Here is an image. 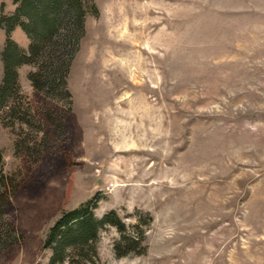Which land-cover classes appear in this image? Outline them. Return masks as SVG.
I'll return each instance as SVG.
<instances>
[{
    "label": "rangeland",
    "instance_id": "rangeland-1",
    "mask_svg": "<svg viewBox=\"0 0 264 264\" xmlns=\"http://www.w3.org/2000/svg\"><path fill=\"white\" fill-rule=\"evenodd\" d=\"M83 1V32L66 18L42 53L69 97L34 89V60L0 107L20 238L0 264H48L49 229L88 200L137 237L104 225L89 264H264V0Z\"/></svg>",
    "mask_w": 264,
    "mask_h": 264
},
{
    "label": "trees",
    "instance_id": "trees-1",
    "mask_svg": "<svg viewBox=\"0 0 264 264\" xmlns=\"http://www.w3.org/2000/svg\"><path fill=\"white\" fill-rule=\"evenodd\" d=\"M13 3L16 8L11 14L0 15V26L6 29V39L1 51L3 75L0 80V107L17 92V69L22 64L34 63V60L40 63L37 70L29 75L34 89L45 95L55 91L61 97H69L66 89L68 62L55 68L50 67V63L42 58V53L54 37L60 35V26L66 18L73 16V28L82 33L90 8L83 0H13ZM17 27L29 37L28 49L19 47L11 39L10 34ZM0 178L3 186L0 190V245L18 244L20 238L16 227L13 224L5 227L1 222L2 216L12 207L11 196L17 190L10 191L5 177ZM10 184H13L12 181ZM14 187L15 185L12 188ZM94 208L93 201L88 200L76 208L64 211L51 226L43 244L44 248L52 251L48 264H62L67 261L89 264L92 254H96L100 229L106 224L120 228L121 244L128 246L137 239L136 236L126 233L115 211L97 218Z\"/></svg>",
    "mask_w": 264,
    "mask_h": 264
}]
</instances>
